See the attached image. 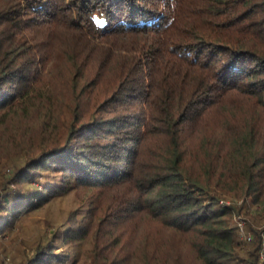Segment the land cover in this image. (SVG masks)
Instances as JSON below:
<instances>
[{
  "label": "trees",
  "instance_id": "obj_1",
  "mask_svg": "<svg viewBox=\"0 0 264 264\" xmlns=\"http://www.w3.org/2000/svg\"><path fill=\"white\" fill-rule=\"evenodd\" d=\"M36 104L55 131L0 150L8 264H264V0H0V122ZM77 190L99 217L11 245Z\"/></svg>",
  "mask_w": 264,
  "mask_h": 264
},
{
  "label": "rangeland",
  "instance_id": "obj_2",
  "mask_svg": "<svg viewBox=\"0 0 264 264\" xmlns=\"http://www.w3.org/2000/svg\"><path fill=\"white\" fill-rule=\"evenodd\" d=\"M85 107L86 104L83 108ZM86 113L84 114L85 116H82V121L89 120V115H86ZM67 115L68 112L66 113V116ZM231 117L237 120L240 119L241 116L233 112ZM56 118V113L53 112V108L47 109L45 105L41 104L31 105V109L21 110V112L15 113L13 116L11 114L9 118L0 122V150H3V154L6 157L9 156L10 158L16 160V162H19V160L22 159L26 153V150L22 151V149L33 144L31 139L33 138L34 140L37 137V140L34 141L37 142L39 140L40 130L37 131V127L41 126V128L45 129H41V133H44L45 135L50 134L55 131L54 128L57 124ZM242 121L244 120L242 119ZM36 133H38V136ZM13 136L17 141H21V143H17V145L15 144V148H11L13 145H11L12 142H10V138ZM45 137L47 136H44V138ZM9 168H12V165H10ZM8 169H2L0 172L1 175L6 176ZM96 195L97 192H94V196H92L87 191L82 192L77 190V194L72 193L63 197L54 198L45 207L36 210L23 218V231L18 236V239L15 238L16 236L14 237L15 241L11 245H26L29 241H33L34 238L49 231L46 228V223L49 220L58 222L61 219L66 218L70 212L76 211V217L80 218V214H86V212L91 210L95 211V215H98L97 217H99L102 204L101 201L99 202L96 199ZM88 205L91 207L89 206V208ZM86 207L89 209L87 210ZM96 222L97 220L94 221V224H96ZM239 223L241 224H239L241 229L240 237L243 238L245 235H249L247 234L246 227L242 224V222ZM6 236L7 235L4 234L3 238H6ZM189 237L190 236L187 235L177 234V232L170 231L166 233V240L170 242V245H172V243L173 245H181L182 249H188L189 245H191ZM143 238V230L138 231V234L134 237L135 245H138L141 249L143 248V245L147 244L144 242ZM84 245H86L83 247L85 249L87 248V251L92 250V248L89 247V243ZM4 253L5 252H1L0 250V258L3 261V264H8L11 258L7 254L4 255ZM84 259H87L85 254L82 255L81 261L84 262Z\"/></svg>",
  "mask_w": 264,
  "mask_h": 264
},
{
  "label": "built area",
  "instance_id": "obj_3",
  "mask_svg": "<svg viewBox=\"0 0 264 264\" xmlns=\"http://www.w3.org/2000/svg\"><path fill=\"white\" fill-rule=\"evenodd\" d=\"M239 224H240V223H239ZM240 225H241V224H240ZM240 230H241V229H240ZM247 238H248V239H250V237H249V236H247ZM261 257H262V253H261Z\"/></svg>",
  "mask_w": 264,
  "mask_h": 264
}]
</instances>
